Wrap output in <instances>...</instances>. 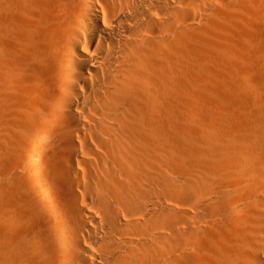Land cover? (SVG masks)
I'll use <instances>...</instances> for the list:
<instances>
[{
	"label": "bare ground",
	"instance_id": "obj_1",
	"mask_svg": "<svg viewBox=\"0 0 264 264\" xmlns=\"http://www.w3.org/2000/svg\"><path fill=\"white\" fill-rule=\"evenodd\" d=\"M0 264H264V0H0Z\"/></svg>",
	"mask_w": 264,
	"mask_h": 264
},
{
	"label": "rangeland",
	"instance_id": "obj_2",
	"mask_svg": "<svg viewBox=\"0 0 264 264\" xmlns=\"http://www.w3.org/2000/svg\"><path fill=\"white\" fill-rule=\"evenodd\" d=\"M202 32V31H201ZM204 54H206V55H204L206 58L209 56V58L208 59H210L211 60V58L213 59V53L212 52H210V50H206V52L204 53ZM212 55V56H211ZM209 60V61H210ZM198 62H199V60H198ZM184 69V68H183ZM188 70L186 69H184L183 70V75H184V79H186V82H187V84H186V86L188 87V85H190L191 86V84L189 83L190 81V79L189 78H191L192 76L190 75V72L188 71V73H186ZM188 77H187V76ZM182 78H183V76H182ZM189 79V80H188ZM193 79V78H192ZM189 81V82H188ZM193 82V84H194V81H192ZM192 88H193V90H195V86L194 85H192L191 86ZM191 87H188L189 88V90H191ZM21 202V201H20ZM19 202V203H20ZM170 202L171 203H181V200H180V198H178L175 194H173V193H171V196H170ZM21 203H24V201H22ZM27 203H30V202H27Z\"/></svg>",
	"mask_w": 264,
	"mask_h": 264
}]
</instances>
